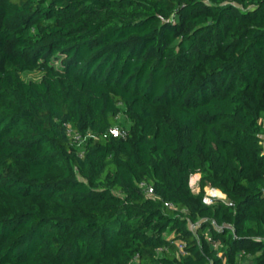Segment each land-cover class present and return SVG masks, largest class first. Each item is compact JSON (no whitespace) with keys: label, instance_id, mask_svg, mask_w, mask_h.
Listing matches in <instances>:
<instances>
[{"label":"trees","instance_id":"trees-1","mask_svg":"<svg viewBox=\"0 0 264 264\" xmlns=\"http://www.w3.org/2000/svg\"><path fill=\"white\" fill-rule=\"evenodd\" d=\"M263 120L264 0H0V264H264Z\"/></svg>","mask_w":264,"mask_h":264},{"label":"built area","instance_id":"built-area-1","mask_svg":"<svg viewBox=\"0 0 264 264\" xmlns=\"http://www.w3.org/2000/svg\"><path fill=\"white\" fill-rule=\"evenodd\" d=\"M66 127H67V133H68L70 136H72L73 139H74L77 143H81V142L84 140V137H82V135H81L79 132H77V131L72 127V125H71L70 123H66ZM111 133H113V134L116 135V136H117V135H125V134H126V131L116 126V127L111 128ZM192 175H193V174H192ZM192 175H191V176H192ZM191 178H192V177H190V184H191V186H192ZM192 189H193V188H192ZM148 190H149V192H153V188H152V187H148ZM222 196H223V193H221V192L218 193L217 190L214 189V192H212L211 194L206 193V194L204 195V197H203V201H204L206 204H211V203L214 202V200H215L216 198H219V197H222ZM167 204H168V203H167ZM191 226H192L193 228L195 227L194 224H192ZM218 245H219V243H217V242L214 243V246H215V247H218ZM163 248H164V247L161 246V247L157 248V251H161ZM178 249H179V253H180L181 255H184V254L187 253L186 250H185V245L182 244V243H180V244L178 245ZM219 254H221V252H219ZM137 263H138V260L135 259V261H133V262H131V263H128V264H137Z\"/></svg>","mask_w":264,"mask_h":264},{"label":"rangeland","instance_id":"rangeland-1","mask_svg":"<svg viewBox=\"0 0 264 264\" xmlns=\"http://www.w3.org/2000/svg\"><path fill=\"white\" fill-rule=\"evenodd\" d=\"M22 75L26 79H28V80L29 79H40L41 76H42V72L41 71H38V70H34V71L24 72ZM191 177H192L191 178L192 188H193V190L195 192H198L199 189H200L201 173H194ZM205 189H206V193H209V194H211L212 192H214V189L217 190L218 193L221 192L219 189L214 188L211 185H207ZM219 198L227 199V197H226V195L224 193H223V196L222 197H219Z\"/></svg>","mask_w":264,"mask_h":264}]
</instances>
